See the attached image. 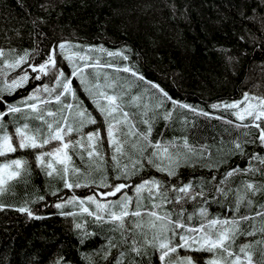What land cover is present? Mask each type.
Masks as SVG:
<instances>
[{"label":"snow or ice","instance_id":"1","mask_svg":"<svg viewBox=\"0 0 264 264\" xmlns=\"http://www.w3.org/2000/svg\"><path fill=\"white\" fill-rule=\"evenodd\" d=\"M153 7L144 5L145 9ZM166 7L175 18L176 4H166ZM38 8L46 15H36L24 8L28 17L26 23L31 25L28 36L32 47L18 50L0 46V77L13 74L10 80L4 79L0 83V103L3 104L0 110V157L3 158L0 159V192L5 191L6 182L32 173L31 161L27 157L7 158L8 155L18 150L30 151L34 153L35 167L41 174L62 180L61 187L48 191L46 185L45 192L53 197V206L61 216L72 217V226L77 230L81 244L89 237L102 235V244L80 254L85 264H139L135 257L149 255L150 249L158 255L159 264H254L250 243H241L238 250L234 249L238 236L250 235L242 231L241 224L249 218L264 216V202L255 205V213H237L242 202L248 206L254 204L253 198L264 192V181L245 178L233 189L229 179L238 174L244 177L257 173L264 175V152L256 150L264 149V91H244L239 99L215 100L208 105L210 110L191 105L173 98L158 83L146 79L136 61L130 59L131 49L127 45L109 49L103 44L80 43L78 38H49L42 29L49 26L48 14L56 8V0H42ZM260 21L264 26V13L260 14ZM13 31L16 37L21 36L20 28ZM248 40L257 42V47H260L257 37L249 35ZM103 56L109 62H102ZM113 58L122 59L123 63L110 62ZM109 69L117 73L116 79L111 77ZM16 70H19L18 75ZM121 71L127 74V78L118 83ZM73 78L78 84H74ZM41 80L45 82L39 83ZM29 82L37 83L26 96L12 103L4 99V93H12ZM141 83L140 91L131 94ZM81 90L102 118V127L96 126V117L83 106L78 95ZM129 96L130 99L127 98ZM142 96L154 97L155 103L150 105L145 101L140 112L144 129L140 130L130 119L133 114L125 107H139ZM53 101L57 105L55 109L51 107ZM168 104H171L170 108L166 107ZM177 109L187 110L192 117L191 120L187 116L180 117L179 130L184 134L167 139L162 135L164 129H161V135L153 140L157 119L162 118L169 127ZM217 110L230 112L235 120L218 114ZM5 116L9 119H3ZM199 117L218 119L237 130L243 128L244 138L238 136L229 141L230 146L225 150V141L221 137L216 147L220 158L213 160L212 145L190 143L188 139L187 130ZM32 119L39 121L38 126L32 125ZM86 125H92L93 130L85 132ZM125 128L128 131H124ZM253 128L258 135L250 133L249 129ZM132 134H135L136 142L132 144L134 152L129 156L131 163L121 164V157L128 155L126 145L129 141L126 137ZM73 135L75 139H72ZM105 135L111 152L112 175L101 171V163L96 165L100 175L94 178L93 169L82 170L74 166L69 153L75 152L82 159L86 153L89 158H99L104 162ZM236 155L247 159L243 167L236 162L224 172L218 171L229 156ZM197 166L213 170L211 176L185 175L182 172L185 167L195 169ZM146 167L155 169L160 175L144 176ZM74 176L78 177L75 182L71 179ZM134 177L138 182L133 183ZM130 186L132 195L128 194ZM82 187L98 189L99 198L92 192L76 195L74 189ZM241 188L245 191L242 192ZM63 189L70 190L72 194L65 198ZM233 191L235 207L229 205L221 212L210 213L211 205L227 204V198ZM37 193L38 189L31 201L26 199L20 204L0 203V209L14 208L32 218L35 211L31 203L39 201L42 207L48 206L46 195ZM118 193V198H110ZM144 193H147L146 197ZM145 199L150 206L144 204ZM133 201L134 208L130 207ZM188 203L199 206L188 211L185 207ZM65 206L72 210L64 211ZM228 211L232 212L231 216ZM143 217H148L147 221ZM87 218H91L92 224L98 228L111 225L108 231L112 234L93 231L88 227ZM197 220L199 222H194ZM128 223L132 226L128 227ZM260 231L264 232V223ZM255 243L264 244V240ZM178 249H183L185 254L180 255ZM203 252L210 255L201 261ZM51 264H71V260L57 255ZM255 264H264V248H261L260 259Z\"/></svg>","mask_w":264,"mask_h":264},{"label":"trees","instance_id":"2","mask_svg":"<svg viewBox=\"0 0 264 264\" xmlns=\"http://www.w3.org/2000/svg\"><path fill=\"white\" fill-rule=\"evenodd\" d=\"M41 2L42 0H20L19 3L18 0H0V46L5 48L11 46L18 50L32 47L31 38L28 36L31 25L26 23L28 17L24 8L26 7L28 12L36 15H46L38 8ZM173 2L177 6L175 18L166 7V4ZM147 4L154 7L145 9L144 5ZM181 10H184L183 15ZM58 12L59 15H57ZM261 13H264L262 0H56V8L50 10L48 14L49 26H45L42 30L49 38L61 36L78 38L80 43L103 44L109 49L127 45L131 49L130 59L136 61L139 71L146 79L158 83L175 99L210 110L208 105L215 100L239 99L244 91L254 93L264 91V26L260 21ZM17 28H20V37H16L13 31ZM249 35L258 38L261 42L260 47H257V42H249ZM241 36L245 39L241 40ZM228 57L233 59L229 60ZM101 61L109 62L106 56L101 57ZM110 62L122 64L123 60L113 58ZM65 69L68 71L66 64ZM108 71L111 77L116 79L117 73L110 69ZM16 74H19V70H16ZM12 75L8 73L7 77H0V83H3L4 79L10 80ZM119 76L121 79L118 83H123V80L127 78V74L122 71ZM73 80L74 84H78L75 78ZM101 80H103L102 76ZM36 83L29 82L12 93H4V99L12 103L21 96H26ZM142 87L141 83L139 87L132 90L131 94L139 92ZM78 95L83 106L96 117L98 121L96 126L102 127V118L88 96L82 90L78 92ZM127 98L130 99V96ZM145 101L151 105L155 103V98L142 96L139 107L135 105L125 107L126 111L133 114L130 119L140 130L144 129L140 112L144 109ZM51 107L53 109L57 107L54 101ZM166 107L170 108L171 104ZM2 109L3 104L0 103V110ZM217 113L226 115L229 120H235L230 112L223 113L222 110H217ZM149 115H151L150 111ZM181 116L192 119L187 110L180 109L175 111L169 127H166L162 118H158L154 124L152 139L155 140L161 135V129H164L162 135L167 139L183 135L184 133L179 130ZM3 119L9 118L5 116ZM31 123L33 126H38L39 121L32 119ZM84 130L91 131L93 126L86 125ZM124 131L128 129L125 128ZM244 131L243 128L237 130L215 118L209 120L199 117L195 125L187 130V135L190 143L212 145L211 155L213 160H217L221 155L216 151L220 138L222 137L225 141L223 147L226 150L230 146L229 141L238 136L241 139L244 138ZM249 131L252 135H258V131L254 128ZM75 138L73 135L72 139ZM126 139L129 141L126 145L128 155L121 157V164L131 163L129 156L134 152L132 144L136 142L135 134ZM103 146L104 162H101L99 158H89L86 153L83 154L82 159L75 152H70L69 154L74 158L72 163L84 161L93 169L94 178L100 175V171H96V165L103 163L101 171H107L109 175H112L111 152L108 149L106 135ZM248 148L251 150L252 146L249 145ZM256 150L264 152V149ZM20 155L31 161L32 173L30 176L24 174L6 182L5 191L0 192V203L10 205L20 204L26 199L31 201L33 193L38 189L37 194L46 195L48 206L42 207L39 201L31 203L30 206L35 211V216L32 218L19 213L14 208L0 209V264H51L57 255L71 260V264H85L80 254L89 252L102 244L104 242L102 235L89 237L81 244L78 232L72 226V217L61 216L59 210L53 206L55 200L45 192L46 185L48 191H51L53 187H61L62 180L56 177L46 178L41 174L35 167L34 153L30 151L18 150L15 154H9L7 158ZM0 159L3 158L0 157ZM236 162L243 167L247 159L239 155L229 156L226 164L221 165L218 171L224 172L228 166H235ZM212 171L198 166L195 169L187 167L182 169L185 175H204L205 177L211 176ZM143 174L144 176L160 175L155 169L149 167H146ZM245 178L264 181V175L259 173L249 174L247 177L238 174L229 179V185L235 189L236 185ZM71 179L75 182L78 177L74 176ZM135 182H138V179L134 177L133 183ZM74 191L80 196L88 195L90 192L98 196L99 192L98 189L86 187L74 189ZM241 191L245 190L241 188ZM71 194L72 192L68 189L62 191L65 198ZM128 194H133L131 186L128 188ZM144 195L146 197L147 193ZM118 196L119 193L110 198L115 199ZM253 199L252 206L242 202L237 214L255 213L257 211L255 205L264 202V192ZM227 200L228 203L224 206L211 205L210 213L221 212L229 205L235 207L234 191ZM144 204L150 206L147 199L144 200ZM198 206L192 203L185 205L188 211ZM130 207H135L134 201ZM71 210L69 206L64 208V211ZM227 214L231 216L232 212L228 211ZM143 219L147 221L148 217ZM262 223H264V216L249 218L241 224V229L249 232L250 235L247 237L240 235L236 238L234 250H238L241 243L251 244L250 250L253 252L254 264L260 259L261 248H264V244L255 243L264 240V232L260 231ZM87 224L93 231L103 235L112 234L108 231L111 225L98 228L92 224L91 218H87ZM127 226L132 225L128 223ZM254 227L255 231H253ZM178 252L180 255L185 254L183 249H178ZM149 253V255L137 256L135 259L139 264H159L158 255L151 249ZM208 255L210 254L203 252L200 255L201 261ZM112 259H115L114 254Z\"/></svg>","mask_w":264,"mask_h":264},{"label":"rangeland","instance_id":"3","mask_svg":"<svg viewBox=\"0 0 264 264\" xmlns=\"http://www.w3.org/2000/svg\"><path fill=\"white\" fill-rule=\"evenodd\" d=\"M74 158L72 157V160H73ZM73 165L74 166H76V167H82V168H88V169H91L90 167H89V165L88 164H85L84 163V161H82V162H78V163H73ZM6 186V185H5Z\"/></svg>","mask_w":264,"mask_h":264},{"label":"bare ground","instance_id":"4","mask_svg":"<svg viewBox=\"0 0 264 264\" xmlns=\"http://www.w3.org/2000/svg\"><path fill=\"white\" fill-rule=\"evenodd\" d=\"M220 209V208H219Z\"/></svg>","mask_w":264,"mask_h":264}]
</instances>
